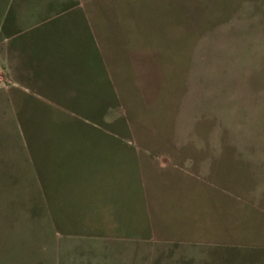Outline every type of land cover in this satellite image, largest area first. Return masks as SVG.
Wrapping results in <instances>:
<instances>
[{"label":"rangeland","instance_id":"1","mask_svg":"<svg viewBox=\"0 0 264 264\" xmlns=\"http://www.w3.org/2000/svg\"><path fill=\"white\" fill-rule=\"evenodd\" d=\"M243 1L77 0L89 75L0 104V264H55L62 228L140 240L127 263L264 264V42L212 33Z\"/></svg>","mask_w":264,"mask_h":264},{"label":"crops","instance_id":"2","mask_svg":"<svg viewBox=\"0 0 264 264\" xmlns=\"http://www.w3.org/2000/svg\"><path fill=\"white\" fill-rule=\"evenodd\" d=\"M81 11L77 0H0V104L12 93L36 95L57 86L71 92V84H77L80 64L86 65V75H89L94 39L87 34L86 15ZM238 22L247 25L248 34L249 31L259 32V40L264 42V0L243 1L230 20L216 26L212 33L222 30L232 35ZM69 25L80 29L83 26L86 33L77 35L65 50V43L58 41V34L62 27ZM208 35L205 32L204 37ZM47 78H55V82H47ZM12 117L20 121L18 113L13 112ZM50 215L46 216V221L62 223ZM55 237V264H133L127 263L128 256L140 258L142 254L140 240L120 239L122 245L119 240L114 243L115 240L106 237L85 238L63 228L56 231ZM117 244L123 247L118 252L121 260L112 255Z\"/></svg>","mask_w":264,"mask_h":264}]
</instances>
